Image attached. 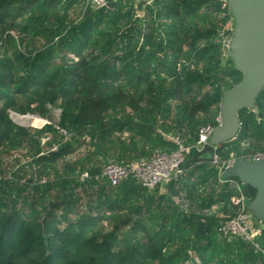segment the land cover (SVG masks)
Returning a JSON list of instances; mask_svg holds the SVG:
<instances>
[{"label":"trees","instance_id":"trees-1","mask_svg":"<svg viewBox=\"0 0 264 264\" xmlns=\"http://www.w3.org/2000/svg\"><path fill=\"white\" fill-rule=\"evenodd\" d=\"M137 6L0 0V41L12 50L0 54V161L9 160L7 170L0 162V264H264V227L253 241L218 235L221 217L207 211L233 213L235 191L209 161L186 164L196 147L164 192L95 178L107 157L175 148L165 134L195 144L240 78L227 54L228 6L152 0L140 16ZM8 110L48 121L17 124ZM239 121L220 161L264 148V87ZM241 184L250 200L255 189Z\"/></svg>","mask_w":264,"mask_h":264},{"label":"water","instance_id":"water-1","mask_svg":"<svg viewBox=\"0 0 264 264\" xmlns=\"http://www.w3.org/2000/svg\"><path fill=\"white\" fill-rule=\"evenodd\" d=\"M105 1L109 8L115 4V0ZM227 1L233 18L227 54L240 78L223 90L219 104L221 121L213 126L207 142L187 160V165L211 161L217 147L236 137L240 111L254 108L255 99L264 87V0ZM222 176L235 177L255 189L248 209L255 219L264 222V157L237 156L223 169Z\"/></svg>","mask_w":264,"mask_h":264},{"label":"built area","instance_id":"built-area-1","mask_svg":"<svg viewBox=\"0 0 264 264\" xmlns=\"http://www.w3.org/2000/svg\"><path fill=\"white\" fill-rule=\"evenodd\" d=\"M86 1L94 8L106 6L105 0ZM217 2L222 8H225L227 6L229 7L227 0H217ZM231 23L232 22L228 21L225 24L224 28H230ZM58 112L59 110H57L56 116L58 115ZM8 115L13 121L19 122L24 120L27 122L26 124L31 123V121L35 117L44 121H48L46 118H42L37 114H21L13 110H8ZM216 121L217 124L221 121L219 114L216 117ZM53 125L54 128L58 130L65 139L69 137V134L63 128L59 127L56 124ZM213 126L215 125L209 123L201 126L198 130V138L193 145H186L183 139L177 134H166V137L175 144V148L171 150L155 149L147 157L127 161H118L112 157H107L100 173L97 174L95 178L104 179L111 186H117L121 181L125 179H132L148 190H153L155 188H165V186L170 181L178 182V180L182 178V164L189 152V149L191 148V146L196 147V150L200 149L202 145L207 142ZM55 147L56 145L54 144L52 148L54 149ZM216 149L213 154V159L210 161V163L218 168L220 172L219 181L222 183L228 182L235 191V193L230 196V202L235 207L234 212L224 216L219 215L221 219L219 220L217 233L219 236L226 239L239 238L244 241H253L255 234H258L260 231L256 233L253 228V222L255 218L252 216L251 212L248 209V203L250 200L244 194L240 181L235 180L232 177L225 178L222 176L223 169L230 166L233 159L237 156L231 153L228 158L220 161L216 154ZM263 157L264 148L251 153L248 159ZM87 177V172H82L80 175L81 179H85ZM179 197L180 196L177 195L173 196L178 205L182 209H186L188 205L185 206L184 203L182 204L185 199L180 197V199L178 200ZM187 204H189V201ZM254 244L257 246L255 242ZM262 251L264 253V248H262Z\"/></svg>","mask_w":264,"mask_h":264},{"label":"rangeland","instance_id":"rangeland-1","mask_svg":"<svg viewBox=\"0 0 264 264\" xmlns=\"http://www.w3.org/2000/svg\"><path fill=\"white\" fill-rule=\"evenodd\" d=\"M151 1L152 0H139V4L141 6V4H144L145 5V4H147L148 2H151ZM142 12H143V7H138L137 6L136 7V13H137V15L140 16L142 14ZM231 25H232V23H231ZM221 35H222V33H221ZM221 40H222L223 48H225L226 45H227V38L224 35H222L221 36ZM7 48L9 49L8 54H10L12 50L9 48L7 41L5 42V40H4L2 43L0 41V54H2L4 52V50L7 49ZM56 112H57L56 108H51V117L52 118H55ZM15 123L21 124V125H26L27 122L24 121V120H22V121L15 122ZM0 162H1L2 166H3V169L7 170V168L9 167V160H6V158H5L4 160L2 159ZM180 197L178 198V200L180 199ZM183 203H184L185 206H187V205L190 204V202H189V204H187L188 203V200H185L184 202H182V204ZM215 212L218 213L219 215H222V216L228 214V213H224V212H221V211H217V209L215 207L214 208H211L210 210L207 211V213H215ZM262 227H264V223L261 222V221H259V220H257V219H254V222H253L254 231L256 233H258V231H260V229ZM256 235L257 234H255V236Z\"/></svg>","mask_w":264,"mask_h":264},{"label":"crops","instance_id":"crops-1","mask_svg":"<svg viewBox=\"0 0 264 264\" xmlns=\"http://www.w3.org/2000/svg\"><path fill=\"white\" fill-rule=\"evenodd\" d=\"M137 2H138V4H139V0H136ZM149 3V2H148ZM144 6V4H141V6H140V4H139V7H143ZM165 136H166V134H165ZM210 162V161H209ZM186 169H187V167L186 168H183V176H185V171H186ZM182 176V177H183ZM160 191L161 192H164L165 191V188H160Z\"/></svg>","mask_w":264,"mask_h":264},{"label":"bare ground","instance_id":"bare-ground-1","mask_svg":"<svg viewBox=\"0 0 264 264\" xmlns=\"http://www.w3.org/2000/svg\"><path fill=\"white\" fill-rule=\"evenodd\" d=\"M34 119H38L37 117H35ZM42 120V119H41Z\"/></svg>","mask_w":264,"mask_h":264}]
</instances>
